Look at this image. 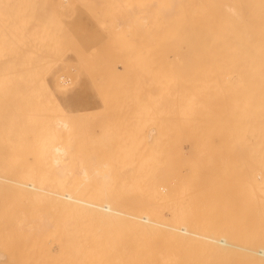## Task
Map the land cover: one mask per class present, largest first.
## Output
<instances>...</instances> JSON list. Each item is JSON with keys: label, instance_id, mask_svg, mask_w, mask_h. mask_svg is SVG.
Masks as SVG:
<instances>
[{"label": "bare ground", "instance_id": "bare-ground-1", "mask_svg": "<svg viewBox=\"0 0 264 264\" xmlns=\"http://www.w3.org/2000/svg\"><path fill=\"white\" fill-rule=\"evenodd\" d=\"M15 1L16 0H0V8L3 6L5 7V6L9 5V8H7V10H6L7 12H5V15H6V13L8 16L10 15V19L7 17L9 19V21L7 19L8 22L5 21V22H3V24H1L2 21L0 22V25H1L0 31L1 32L4 31V33H7L6 31H10V30H8L9 27L7 26V25H10V24H7L10 22V20H12L11 21L12 23L11 22L10 23L15 26V29L19 30V28H18L19 24L15 25L14 24L15 22L13 21V19H15V17L12 18L14 16L13 14L15 13L13 8L15 10L21 9L22 12L20 10L19 11L20 13H23L24 10L28 11V9L25 7H27V3L30 0H28L27 2L24 1L25 6H23L22 3H20L22 5V7H24V8H19L18 6H21L20 4L16 6L15 3H17V1L16 2ZM55 1H57V0H54V2ZM60 1L62 3L65 2V4H63V6L68 5L67 1H69L71 3L70 0H67V1L66 0H59L58 1L59 5H62V4H60ZM72 1L76 2L75 0H72ZM79 1L80 0H78V2ZM100 1H101V2H99V3H101L100 5H102L103 1H104L105 6L110 7V8H106L109 10V11H106V12H109V13H107V15L109 14V16L107 17L108 18L107 22H108V24L111 25V29H114L113 34L115 33V37L116 36L118 37V35H116V34H122L124 32L123 33L124 37H122V35H119L121 38L124 39V41H122V42H124L123 43L124 47H122V46L120 47L121 49L122 48L124 49V51H122L124 53V66H123L122 70H119L118 66H117L118 68L111 66V67H109L110 70H108V72L105 73V75L99 76V78L96 79L97 81H95V78L93 77L95 75L94 73H96V70H97L98 75L101 72H98V69H96V68H91L92 70L89 69L90 71L87 70V68L84 69V70L89 71V74H90L89 76H92L94 78V81L96 82V85H98L97 91L99 93V96L102 99L103 108L105 109L103 119L106 121H109V122H112V120H113L114 124H117V122H115V121H127V122L129 121V123L133 121V124H131L129 126H128V124H127V126L124 125L126 123L123 124L122 122H120L121 124L124 125V127L126 126V128H128L126 130L129 132H126V130L124 131L126 133V136H125V133L122 134L123 131H122V133H120L121 130L117 131L121 135L119 133L114 135L115 134L114 129H113V133L111 131L113 137H115L117 135H118L117 137L124 136L125 139L123 137H122V139H124L125 142L128 141V139L130 141L138 139V137H136V136L141 133V132H139V130L141 131V129H142L141 124H140L142 121L143 122L154 121V128L152 126H150L151 125L150 123L146 122L151 127V131H147V130H149V128L148 129L145 128V125H143V123H142V126L145 128V129L144 128L142 129L143 136L145 135V133L147 135V134H149L147 132H150L149 135L151 137L153 136V139L155 142L156 141L158 143L164 142V143H162L163 145H162L161 149H160L161 144H158L159 147H157V145H155V144H154L155 146L154 145L153 146H154V148L155 147L159 148L160 153H162L161 152L162 150L165 151V153H162V154L168 153V155L170 156V159L168 161L167 168L163 167V169H161L160 172H158V173H156V169H158V167L157 168L154 167L155 161H154V164H153V161H150V164L152 163V166L155 168L154 169L152 167L155 170L154 172L156 173V177L150 179L152 181H153V179L155 180L153 183L146 184L144 182H147V183L152 182V181L148 182V179L151 178L152 175H149V173H147V170L149 169L148 170V172H149L150 170L152 171L153 169L149 168V164L147 163V160L143 156V153L146 152V153H144L146 156L150 155V154L152 155V154H155L156 151L159 149H155L156 150L155 153L152 152L154 148L151 147V150H152L151 151L150 146H149L151 141L147 142V144L145 146L144 145L145 140L148 141L146 139L147 138L146 136H145L146 138L144 137V139L141 141V143L139 142L140 144H138V140L135 141L136 142L135 144H134V141H132V142L128 141L129 144L133 143L132 144L133 146H138L137 149L140 151L143 149V146H144V150H142L143 152H140L139 154L137 153L138 150H135L136 147H130V148H132L131 151L133 150V152L129 151L130 154L131 153L133 154V158H135L134 156H136L135 159L137 162L134 161L135 164L136 163L138 164L139 159H140V161H142L141 163H139L140 166L143 163V165H142L143 169H142V167L140 168L142 171L139 169V167H140L139 164L135 165L134 162H133V164L135 167H138L137 168L138 172L135 170L136 176L138 174L137 179L141 176L143 178H141V177L140 178L143 179L144 181L141 180V182H140V179L138 181L137 179H135L136 177H134V178L131 177V178L137 180L138 182H136V183L134 182L132 184L131 183L130 184H124L125 183V181H124V183H122L124 185H118V184H121V180L119 183L118 182L119 180H116L117 177L113 176L115 178L114 179L112 177V175H114V173L116 174L119 171L118 167L120 164L118 162H116V164L117 163L119 164V165H117L118 170H117V172H112L109 170L112 168V166L114 165L115 162L114 163L111 162L113 165L112 164L110 165L111 166L110 169H109V166H107V169L104 168V171H107V173H105V174L110 173L108 175L113 180H111V178H109V176H107V175L106 176L108 177V179H106V177L103 178V179H105L104 180L105 183H106V180L110 179L109 184H107V185H97V184L86 185L85 180H87V178L89 177V174H88V176L86 175L85 166H82L83 168L80 167L82 165V162H81L80 163L81 165L78 166L80 168V170L73 171L74 169L72 170V166H75L74 167L75 170L77 169L76 163H75L76 161L74 162V165H73V163L70 164L71 163L70 161L72 158L69 161V158H67V157L65 158L63 156L65 153L68 154V156H69L71 151H69V149L66 148V146L62 143L56 144L52 147V150L54 152L53 163H54V166L57 167L54 171V174L57 171L58 175H61L60 177L62 178V179H58L59 178L58 175L55 176L53 174L50 177L53 178V176H54V178H53L54 182L51 179L52 182L49 181V183H47V182H45V180L48 181V179H45V178L43 180L45 183H42L43 181L39 180V182L41 181V184H38V181L36 183L33 180L28 182L27 180L30 177L28 179L23 178V176H24L23 172H28V171H26V170H28V167L26 165V167H27L26 170H24V171L21 170L22 166H24V163L21 160H19L20 158H18V156L13 158V156H14L12 153L13 151L11 152L12 155H10V156H12L13 160H11V161L8 160L10 163H12V165L10 164L11 166L9 165L10 167L7 164L9 162L7 160H5L4 157H1L2 159L1 158L0 159L2 161H0V182H3V184H5V186L2 183H0V185H1L0 187L2 188L1 189L2 192L0 191V197L4 198V200H3L4 202L2 203V201H0V203H2V205L5 203V205L7 206V204L11 203L13 200H14L13 202H15V199H16V201L18 199H19V201L20 200L22 201L23 198L26 200L32 199L33 204H31L32 202L31 203L29 202V203H27L29 205H26V204L25 205L28 207L29 206L31 207V205H32V207L37 206L36 209L40 208L39 209L40 212H41V210L44 211V213L42 211L43 214L41 213V216H38V213H35L36 216H38V219L40 218L39 223H38V228L42 229L40 231L41 233H42V231L45 232V235H44V233H43V235H44V237L46 236L45 238L47 239V240L45 239V243L43 242L45 244V246H42L44 244L41 242V240L39 238V236H41V234H39L40 232L37 233L38 232L37 230H39V229H36V227H35V225H36V223L34 224L35 220H31V219H33V217H32L33 213L30 212L32 215L30 218L29 216H27L28 215L26 213L27 209H25V208L21 209V211L24 210V212L22 211L23 213H26V214H23V217H22L21 212L18 210V209H20L18 207L19 201L16 202L18 205L15 203L17 206L15 205L16 207H14V211L17 209V213L15 212V214H16V216H19L18 218H23V219H24V217L30 218L29 221H28L29 218L28 219L26 218L27 220H24V222L26 221L25 224L27 222L30 223V221L33 222V223H31V225L32 224H34V225L31 227H33L35 229H33L32 232L37 231L35 237H36V239L38 237V239L35 240L36 241L35 244H36V246H37V242L38 243L40 242L42 244V245L40 244L41 246L38 244V246H40V247H39L37 252L38 253L41 252V253H40V256H38L37 252L34 253L35 256H33L34 258L32 259L33 264H63L65 261H67V264H71L70 262H72V264H73V262H74V264H76L75 262H77V264H81L83 261H85V262H83L82 264H84V263H86V264H91V263L92 264H104V263L110 264V262L108 263V261L111 259H108L107 255L110 256L111 253L114 256V258H116V257L122 258V259L120 258L122 261V263L120 262L121 264H151L149 262V256H146L143 253V251L147 250L145 248L148 247V245H147L148 241L145 240V238H143V241H142V236L149 234L152 237V232L154 230H157V227H163V230H164V228H167L168 229L167 231L170 233V236L173 239L175 238V241L177 239H181V240L184 239L188 243H195L194 245H196V246H198L200 244L199 246L203 247V245H204V248L205 247L211 248L212 251H215L217 253H218V251H227L232 247L238 248L239 245L237 246V244H235L233 240L228 239L227 236H224V235L217 236L218 234L216 232H215L216 233L215 234V233H212L210 231L208 233H206V231L201 232L200 230H196L197 229L196 221L198 220L199 217H200L199 219H201V220H204L203 218H205V220L207 218H208V220L209 219L215 220V219H219L220 217L222 218L225 215H229L230 213H227L226 210L230 207V204L232 203V195L237 197V201L240 203V206L242 208H244V211L247 210L246 214H250L254 217V219H255L254 224H256V228L258 229V231L261 230L260 232H255V234L259 233L260 236L262 235V240L256 239V241H254L251 244V246H250L251 250H248L249 248L246 249V247L241 248V246L239 247V250L240 249L241 250H247L248 253L251 251V253H254L255 258L258 261H263V263H264V0H107V2L110 1L108 3V5H106L105 0H103V1L100 0ZM47 2H49V1L46 0V3H45V0H42V3H45L48 5ZM51 2H53V0ZM32 3L34 4V0H33V2H31V4ZM42 3H40L41 4V8L39 7L40 9H42L44 7V6H42L43 5ZM80 4L82 5L83 3H80ZM86 4H88V3H86ZM109 4H110V6H109ZM11 5H13L14 7H12ZM47 5H45L46 6L45 8L49 9L50 11L46 10L44 8V11H46V13H48L46 15L47 16L46 18L49 19V17L51 16L49 20L51 21L53 19L52 20L53 22L47 21L46 18L44 17L45 14L44 15L42 14L44 11L39 9L40 11L38 14H40L42 12L41 13L42 17L39 16L38 14L37 15L39 17L38 16H36V17L39 18V20L41 17L42 21L44 23H46V26L43 25L42 21H40L41 24H38V23H40V22H38L37 25H38V27L40 25H43L46 28V27H48L47 26V22H48L54 26V29H53V26L51 28V25H49L50 29L48 28L47 31H44V32L42 31L44 29L43 26H40L42 30L41 29L40 30L38 29V30L41 31L43 33V35L48 34V36H49L51 33V35H53V37H54V35H56V31L58 28V27H55L56 26L55 20H57V21L59 20L56 23H59V22L62 23L60 21V19L62 17L61 18L59 17L60 18L59 19L56 15V13H59V12H53V10H51L52 8L50 7L51 4L48 5L49 8H47ZM35 6L38 8L37 4H35ZM73 6H74V4H73ZM73 6H72V8H73ZM56 7H58V6H56ZM61 7L62 6H60V8ZM65 7L67 9L68 6H64V8ZM37 8H35V10H38ZM2 9H4V8H2ZM8 9H10V11H8ZM32 9L34 10V7H31V10ZM53 9H55V8H53ZM69 9H70V7L68 8V10ZM11 10L13 12V14H12L13 16L11 15ZM31 10H29V11H31ZM61 10L62 11L60 13H63V10H65V9L61 8ZM1 11L2 10L0 9V12ZM9 12H10V14H9ZM19 12H18V14H19ZM52 12L55 14H53ZM1 13H0V16L2 15ZM29 13L31 14V16L28 18V19H30V22H29V24H26V25H28L27 27L30 30L29 25H30L31 20H32L31 19L32 15L35 12L33 11V14H32V12H29ZM29 13H27V15ZM103 13H105V11ZM52 14L54 17L56 15V17L58 19L53 18ZM60 15H62V14H60ZM102 16L99 20L102 19ZM36 17H35V19H36ZM5 18H6V16L0 17L1 20H3V19L5 20ZM33 18H34V15H33ZM17 19H18V17L16 18V21H17V23H19V21ZM19 19H21V17H19ZM104 19H106V18H104ZM24 20L27 22V18ZM99 20H97L96 22L98 23ZM25 21H24V23H25ZM20 23H21V21H20ZM60 23L57 24V26L58 25L60 26ZM4 24L5 25L7 24L6 25L7 28H5L6 26ZM33 24L31 25V27L33 26V28H35L34 27V26H36L35 22ZM3 25H4V28H3ZM12 25H10V26H12ZM22 25H23V22H22ZM22 25L20 24L19 26H22ZM16 26H17V28H16ZM38 27L36 26V29H34V30H37ZM62 27H63V30L59 27L60 30L57 31V35L54 38H52L50 35V37L52 38V41H51L50 37H49V41H48V39L46 40L45 39V38H47L46 35L44 37H43V35L41 36V34H42L41 32H40L41 33L40 35L35 36V38H37V41H38V37L40 38V36L45 39V40L42 39L43 41L41 40L42 44H43V42H45V45L44 44L41 45L42 54L47 51V48L49 46H52V48H53V46L55 48H57L55 46V45H57L59 50H61L64 46V44H62V43H64V41L66 43L67 39L71 38V37H69V34H68V32H69V30H67L68 28L65 27V25L64 26L62 25ZM11 28L12 27H10V29ZM33 28H31V29L33 30ZM64 28H67L66 29L67 33L66 32L65 33H66V36L68 35V37H65L66 39L63 40L62 39V38H64L63 33L65 31ZM111 29H110V33H111ZM136 29L139 30V32H137ZM143 29L145 31L141 32V30H143ZM12 30H14V29L12 28L11 31ZM16 30H14V31H16ZM24 30H22V31H24ZM51 30H54V32H52ZM39 31H36V32L34 31V32L36 34ZM26 32H27V29H26ZM47 32H49V33H47ZM60 32H62V34H60ZM120 32H122V33H120ZM4 33L2 32L3 35H0V37H3V40L6 41L8 39L5 38L7 36H4ZM52 33H54V34H52ZM58 33L60 35H62V37H60ZM137 33H142V34L139 35ZM143 33H144V36H143ZM8 34H9L8 36L10 37L11 34L10 33H8ZM19 35L22 36L23 33L21 32V34H19ZM16 36H18V35H16ZM26 36L28 38L29 33L26 34L25 36H22V38L25 37V39H26ZM111 36H112V34H111ZM141 36H143V37H141ZM18 37H17V39H18ZM58 37H60V38L58 39ZM144 37H145V39H144ZM55 38L57 39V42H56ZM81 38H82V36H81ZM53 39H55V40L53 41ZM114 39H115L114 41H117L116 38H114ZM3 40L1 38V40H0L1 45L9 46L10 44L11 45L15 44V42H13L14 44H12L11 38L9 39L8 45H7V43L5 44V42ZM21 40L23 41L24 39H21ZM27 40H24L25 42L23 41L24 44L27 43ZM62 40H63V42H62ZM118 40H120V39H118ZM13 41H14V39H13ZM22 41H20V40H19V42L17 41L18 42L17 46H19L18 44ZM58 41L62 45L61 46L62 48L60 47ZM74 41L76 42L77 39H75ZM23 42H22V44H23ZM68 42H69V40H68ZM46 43H48V45ZM49 43L51 45H49ZM115 43L113 42V44H115ZM117 43H118V41H117ZM52 44H55V45H52ZM101 44H102V42H101ZM101 44H99V46H96V48L98 47L97 50H100L99 48L104 47V46H101ZM15 45L13 46V48L9 46L10 47L9 50L4 49V47L2 49H0V51L3 52V56L5 54L8 55L7 52L5 53L4 51H2L3 49L5 51L8 50V52H10L11 54H12V52L14 53V51H12V49L15 48L14 50L15 51L17 50L16 49L17 47ZM43 46L44 47L48 46V47L47 48L45 47L46 50H43L44 49ZM70 47H72V46H70ZM78 47H79V50H81V52H82L84 46L82 47V49H80L79 45H78ZM116 47H118V46H116ZM6 48H8V47H6ZM76 49L78 51V48H76ZM42 50L45 52H43ZM56 50H58V49H56ZM56 50H54L55 52H52L53 50L51 51V48H50V50H48V52L50 53V51H51L52 52L51 55L53 56L54 59L57 60L58 58L62 57V55L65 53V51L61 50L60 53L58 51L56 53ZM66 50H68V49H66ZM100 51H102V50H100ZM117 51H119V50L116 49V52ZM1 52H0V54L2 56ZM37 52H38V50H37ZM48 52H46L44 55L46 56L47 54H49ZM84 52H85V50H84ZM90 52L91 51L89 49L88 53H90ZM95 52H98V51H95ZM119 52H121V51H119ZM22 53H24V52H22ZM55 53H56V55L57 54L59 55V56L57 55L58 58L55 55ZM85 53L88 55L87 52H85ZM78 54L81 55L83 53L77 52V55ZM86 54H85V56L88 59H90L91 57H88L89 55L87 56ZM97 54H100V53H97ZM51 55L49 54L46 57L51 60L52 59ZM92 55L98 57V60L100 62L103 61V59L101 57L103 54H100L101 58L99 57V55H96L93 53L91 54V56ZM3 56L1 57V59L3 58ZM5 56L3 58V62L6 61V60H4ZM55 56H56V58H55ZM94 56H93V58H94ZM42 57H44V56L42 55ZM86 57H85V59H86ZM78 58L80 60V57H78ZM116 58H118V57H116ZM13 59H14V61L17 60L16 57H13ZM18 59H20V57ZM30 59L34 60L35 58L33 59V57H32ZM48 59L45 60L44 58H42L41 60L38 61V63H39V65L37 63L38 66L34 65V66H36L35 67L36 72H40V74L38 73V75H39L38 80L35 79L36 73H35V76L33 75L34 73H32L35 68L33 69L30 66L29 67L31 69H33V70H31L32 71L31 73L34 77V79H31L32 82L31 83L28 82V80L30 81V78L32 77L29 70L28 71L30 74L28 73V75H31V76H29V79L26 77V79H28V80H26V82H25V76H28V75H22L23 77L21 76V74L22 73L24 74V72H25V74H27V71L25 69H28L26 67H28L27 64L30 63V60L26 61V64H24V65H27L25 67V69H21L22 71L23 70L24 71L22 72L20 70V73L22 72L21 74L19 72H16V74H18V76L20 75V79L23 80V78H24V82L21 80L23 84H21V82H19L20 79L17 80V78H15V77H14V79H12V80L16 79L15 81H13V83L19 82L16 84V86L17 85L20 86V84H21L20 87L15 88V86L10 85L12 81L10 79L7 80V78H6V80L8 82L7 85L10 87V88L7 87V85L5 84L6 89L9 88L11 90H9V91L7 90L6 95H5V93L3 94V92L5 90L0 91V105L2 103V106H0V111H1L0 122L7 121L9 123V121H12L13 125H14L13 121H15V123L18 122L17 125H14V126H16V128L14 127V129H18L17 126L19 124V121H23V123L25 121H29V123L33 122V121H52V123H53V121L54 122L57 121L56 123H53V124H56V127L53 126L52 128L53 129L58 128V129H61L63 131L64 130L66 131L69 129L68 124H70L69 122L67 123V121H73L76 119H79V121H80V119H82L84 117V116L82 117V115H80L81 117H77L76 116L77 114H73V115L71 114V115L67 116V114H65L67 112H65L64 109L62 110L61 106L59 107L60 108L59 114H61V116L58 115V118H56L55 120H53L54 118L51 117V116H53L54 109L58 108L59 103L56 106V103H55L56 100L54 101L55 96L53 97V93L48 92L50 90L49 88L47 90L46 87L45 88L43 87V86H45L44 81L43 80H41L42 82L40 81V79H42V78H44V80H45V77L43 75H44V73L46 74L49 71V70L45 71L44 67H46V68L49 67L48 69H51L50 68V66H51L50 62L51 61ZM82 59L85 60L83 57H82ZM82 59L80 60L81 62L83 61ZM88 59H87L88 63L91 62V64L90 63L84 64L86 61H83L82 62L83 66L84 65H85V67L87 65L88 66H96L94 62H96V64L98 62L99 65L101 64L96 58L93 59V61L95 60L94 62L91 60H88ZM58 60H61V59H58ZM7 61H9V60H7ZM62 61H63V59L61 60V62ZM104 61H105V59H104ZM0 62H2V61H0ZM23 62H25V61H23ZM31 62L33 63V61H31ZM92 62L94 64H92ZM15 63H16V65L13 67H16L17 63H18L20 65L19 68H23L21 66L22 63L20 64L19 61L15 62ZM66 63H67V61H66ZM72 63L75 65L74 62H72ZM82 63L78 62V64L76 63V65H78V67H80L82 65ZM114 63H116V62H114ZM119 63H120V61H119ZM11 64H10V66H11ZM44 64H48V65L44 66ZM73 64H72V66H73ZM102 64H104V63H102ZM1 65L2 64H0V67H1ZM56 65H57V63H56ZM70 65L71 64L67 65L69 67L68 70L69 69L72 70L71 69L72 66H70ZM6 66H7V63H6ZM32 66H33V64H32ZM52 66H54L53 63H52ZM8 67H9V64H8L7 68ZM13 67H11V69H13V71H15V69L16 70L19 69V68L17 69V67L14 69ZM41 67H43V68H41ZM2 68H4V67H2ZM5 68H4V71H5ZM7 68H6V71H7ZM37 68L39 70H37ZM97 68H99V71H100L101 67H97ZM41 69L44 71H41ZM75 69L76 68H74V70ZM78 69H80V68H78ZM105 69H106V67H105ZM9 70L10 69L8 68V73L7 72H5V73H7L10 76L14 75L13 73L10 74ZM61 70H62V68H61ZM70 70L68 72H66V70L65 71L62 70V72L65 74V73H69V72L73 71V70L72 71H70ZM101 70H102V68H101ZM75 71L72 73H74L77 76L78 71L77 70H75ZM91 71L92 72L94 71L93 72L94 75L91 73ZM2 72H3V70H2ZM41 72L43 74H41ZM0 73H1V71H0ZM61 74L59 71L58 75L60 76ZM3 75H1L2 76V83L0 82V86L1 85L5 86L3 84V82L5 81V78L3 81V77L5 75L4 76ZM75 75H73L72 78ZM98 75H96V77ZM59 76L57 78H60ZM39 77H40V79H39ZM66 77H65V79H66ZM63 78H62V80H63ZM60 79H58V80H60ZM69 79H70V77H69ZM9 81H11V82L9 83ZM67 81H66V84L63 83L64 81L62 83L64 85H67L68 84ZM94 81L92 79V82H94ZM59 82H61V81H59ZM15 83L13 85H15ZM38 83H40V85ZM69 83H72L71 79H70ZM35 84H36V87L34 86L35 88H33V85H35ZM29 85H30V87L32 86V88L34 89V90H32V91H34V96L31 95V93H32V91H30L31 88L28 89ZM64 85H62L60 83V86L66 87ZM69 86H71V85H69ZM24 87H26V88H24ZM17 90L18 91L21 90L22 92L18 93ZM50 91L52 92V90H50ZM16 92H17V94H20V95H16ZM1 95H3V96H1ZM61 111L62 112L64 111L63 112L64 115ZM76 111H75V113H76ZM83 112H85V111H83ZM88 112H89V110H88ZM70 113H68V114H70ZM92 113H93L92 111H91V114L89 113L90 116H93L95 114V113L94 114H92ZM81 114H83V113H81ZM89 114H87V115H89ZM95 117H94V119L96 120L97 118H95ZM91 118L92 119H90V117H89L90 120H94L93 117H91ZM87 119H86V121H87ZM84 120H85V118H84ZM84 120H81V121H84ZM135 121H137L136 124H138V121H139V125H140L139 129L136 128L138 125L135 124ZM4 123H6V122H4ZM12 123L10 122V124H12ZM29 123H28V125H30ZM113 123H112V125H113ZM10 124H6V125H9V127H10V126H12ZM134 124L136 127H134L133 131H135V132L131 131V126L132 125L134 126ZM2 125H0V129H1L0 131L5 130V129H3L4 128L3 126H6V125H3V126ZM49 125H51V124H49ZM1 126H2V128H1ZM38 126H39V124H38ZM46 127H47V123H46ZM129 127H130V130H129ZM44 128L45 127H43V129ZM71 128H72V126H71ZM71 128H70V130H71ZM6 129H7V126H6ZM32 129H34V131H35V128H32ZM39 130L43 131L42 127ZM116 130H118V129H116ZM144 130H146V132ZM28 131H30V130H28ZM45 131H46V129H45ZM51 131H52V129H51ZM52 132H51V135H52ZM24 133L26 136V134H27L26 131ZM134 133H136V135H134ZM127 134L128 135L131 134L132 138L130 139V137H131L130 135H129V137H127ZM45 135H47V134H45ZM51 135H47V136L50 138ZM133 135L135 136V138L133 137ZM68 136H71V135H68ZM27 137L28 136H26V139L25 138L24 139L27 140L28 139ZM71 138H72V136H71ZM119 138H118V140H119ZM21 139H22V137H21ZM153 139H152V141H153ZM30 140H31V138H30ZM140 140L141 139L139 138V141ZM120 141L122 142V140H120ZM16 142H18V141H16ZM47 142H48V140L46 141V143ZM142 142H144V144ZM153 142H152V144H153ZM21 143L22 142L20 140L19 145ZM25 143L28 147L29 145L27 144V141ZM74 144L72 146H75ZM131 144H130V146H131ZM136 144H138V145H136ZM152 144H150V145H152ZM16 145H18V144H16ZM33 145L36 146V142ZM147 145L149 146V148H146ZM121 146H119V147L121 148ZM126 146L127 145L124 146V149ZM141 146H142V148H141ZM163 146H164V148H163ZM113 147H115V149H117L116 144ZM119 147H118V149H120ZM128 147H126V149ZM165 148H167L168 152L166 151ZM20 149H22V148H20ZM27 149H24V150H27ZM33 149H35V148H33ZM66 149H68V150H66ZM115 149L113 150V152L115 151ZM126 149H125V151H126ZM145 149H147V151H145ZM31 151H33V150H31ZM66 151H68V152H66ZM119 152H120V150H119ZM119 152L117 151V154ZM147 152H149V153H147ZM6 153H8V152H6ZM15 153H16V150H15ZM17 153H19V152H17ZM21 153L19 155H21ZM109 153H112V152H109ZM134 153H136V154L134 155ZM66 154H65V156H66ZM71 154L73 155V153H71ZM140 154H142L143 159H141L139 157ZM26 155H27V153H26ZM109 156H110L109 159L112 160L113 157L111 155H109ZM128 156L130 157V155H128ZM205 156H209V157L213 156V158L215 156L217 158L216 159L214 158V160L213 159L212 160H206L203 158ZM61 157L63 158L62 162H61ZM125 157L127 158V156H125ZM129 157H128L127 161L133 160L132 156H131V158H129ZM147 157H149V156H147ZM183 157H185V158H183ZM27 158H25V159H27ZM149 158L152 160L151 157H149ZM64 159L65 160L68 159L66 161V163H69L71 168H68L70 166L66 163L64 165V163H63V162H65ZM116 159H117V157H116ZM122 159H120V160H122ZM117 161H118V159H117ZM123 161H125V160L123 159ZM94 162H95V160H94ZM109 162H106V163H108V165H109ZM120 162H122V161H120ZM128 162H130V161H128ZM145 162H146V164H145ZM27 163H29V162H27ZM32 163H34V162H32ZM103 164H104L103 165V167H104L106 164H105V162ZM128 164L130 165L131 163H128ZM147 164H148V168L146 166ZM213 164H214V167H216V168L213 167V170L211 168H208L209 166H212ZM32 166L33 165H31V169H32ZM103 167H102V169H103ZM128 167L130 168V166H128ZM150 167H151V165H150ZM19 168H21V169L19 170ZM132 168H133V166H132ZM146 168H147V170L145 171L144 169H146ZM160 168L161 167H159V169ZM96 169L98 170L99 175L104 174L103 171L100 174V171H99L100 168L97 167ZM112 169H114V168H112ZM159 169L157 171H159ZM89 170L91 172V169H89ZM132 170H134V168ZM203 170H206V171L209 170V172L210 171H217L218 172V174L214 173V174H216L214 177H212V176H210L208 178L206 177L208 186L205 188H202V186H201L202 182H203L202 179H201L202 182L199 181L200 180L199 174L202 175ZM16 171H17V174L20 171V173L23 175V176L17 175V177L19 176L23 179L15 177L16 175L14 176V173H16ZM41 171H43V169ZM95 171L96 170H94V172ZM143 171L146 172L145 174L148 175V176L146 175L148 178L143 175ZM151 171H150V174H152V173L155 174L153 171L151 173ZM206 171H203V172H206ZM90 172H88V173H90ZM94 172L92 171V173H94ZM75 173H76V175H75ZM77 173L79 175L80 174L82 175V176L80 175L81 178ZM92 173H90V176ZM111 173H112V175H111ZM36 174H35V170H34V175H36ZM128 174H130V173H128ZM135 174H134V176H135ZM211 174H213V173H211ZM26 175H28V174H26ZM71 175H73V176L75 175V178L72 177L73 180H71L69 178ZM84 175H85V177H84ZM119 175H118V177H119ZM37 176L35 177V181H36ZM129 176H131V175H129ZM82 177H84L83 178L84 183L82 182L83 181ZM92 177H93V175L91 176V179L89 177V180H91V182H93ZM125 177H126V175H125ZM125 177H123L124 180H125ZM144 177H146V178H144ZM32 178H34V176ZM56 178H57V180L55 181ZM24 179H25V181H23ZM37 179H39V178H37ZM68 180L69 181L71 180V182L68 183L69 182ZM126 180H129V179H126ZM72 181H73V183L76 181L75 184H73ZM112 182H114V183L118 182V183L110 184ZM129 182H130V180H129ZM4 188H5V190H4ZM230 191H232V193H234V192L235 193L230 194L229 193ZM7 202H9V203H7ZM23 202H25V201H23ZM34 203L36 205H34ZM58 204H59L60 208L62 206L60 204H64V207H65L64 209H66L70 213L72 211L71 216H72V218H74V217L75 218L70 219L69 222L73 221V223L77 224L79 221V223H81V224H79V225L75 224L74 227L70 226L69 228L67 227V225H65L64 227L62 225H60V223H62V222L65 224L67 221L64 222L63 220H68L70 218V216L67 219L63 218L64 215H63V213H60L59 209L55 210V212L56 211L58 212L55 216L54 215L55 214L54 208L55 207L59 208V207H57ZM66 204L70 205V206H66ZM5 205L2 207H6ZM23 205L24 204H21L20 207L22 208ZM46 205H49V207H46ZM0 206H1V204H0ZM11 206H13V204ZM26 206H24V207H26ZM71 206H72V208H70ZM30 207L28 209V212L31 209ZM52 208H53V213H54L53 215L51 214ZM5 209L6 210L8 209L9 213L7 211L6 212L8 214H10V211L13 210V207L12 208L6 207ZM44 209H46L47 211L45 212ZM73 209L77 210L78 212L76 211L77 212L76 213L74 211V213H73ZM82 211H84V212L82 213ZM86 211L89 213L91 212L92 216H91V218L88 217V216H90L89 214L87 217L85 216L86 218L83 216L82 219L85 220V221L82 220L83 223L87 222L86 221L87 218L91 219L90 220V222H91L93 215L94 216L96 215V217H95L96 220H94V221H98V222H96V224L99 223V224H97L99 226H97L95 224V226H93L92 228H89V227L86 228V226H88L89 224H92V225L94 224L93 222L90 223L89 220L87 219L89 224L86 225L88 222L86 224L84 223L86 226L84 225V228H81V225L83 223H82L81 219H79V218H81L82 215H87V214H84ZM80 212L82 213V215L81 214L78 215ZM7 213L4 215L6 216ZM59 213L63 215L61 218L59 217V215H60ZM73 214H75V215H73ZM10 215H12V214H10ZM43 215H44V217H43ZM78 216H80V217H78ZM41 217H43V218H41ZM57 217H59V219H57ZM10 218H13V217H10ZM54 219H56V220H54ZM93 219H94V217H93ZM97 219H99V220H97ZM168 219H170V221L174 220L175 222H173V223L165 222V220H168ZM4 220H5V218H4ZM14 220H16V219H14ZM57 220H58V222H56ZM60 220H61V222H59ZM115 220H116V222L118 221L117 223H115L116 225L113 223V221L115 222ZM176 220H185V221H189L192 223H189V222L186 223L185 222V223L177 224ZM16 221L19 223H22V224L16 223L17 225H15L14 223ZM16 221H14V223H12V224L15 225V227L13 225L14 228H16V226H17L18 229L16 228L15 230L19 231L20 230L19 225L23 226L24 224H23V221L20 222L19 219ZM36 222H38V220H36ZM69 222H67V224ZM29 223H28V226H29ZM111 223H113L114 225H112ZM118 223H120V226L118 225ZM3 224H0V225L2 226ZM12 224L9 223V221H8V222H6L5 227H2V229H4V230H2L4 232V236L2 238L0 237V241H5V242H3L4 244H2V246H5L6 248L4 250H2V247H1L2 251H0V264L3 263L4 261H6L7 259H9V262L10 261L12 262V263H9L8 261H6V262H8L7 264H15V263H13L12 256L14 258H16L15 261H18L19 258H21V257L17 258L18 255H23V256L25 255L26 256L27 254H29V253H27L28 252L27 248H29V250H30V248H31L30 244L31 243L33 244V241H34V240H32V237L35 234L32 236L29 233L30 235H28L29 231L28 232L25 231L24 228L23 229L25 232L24 231L20 232L21 231L20 230L19 232L21 234H23V235L26 234L28 236L27 237L25 235V238L28 241L25 239L24 240L21 239L22 243L24 241H27V243L28 242H31V243H29V244L25 243L26 245H28L27 247L24 243L23 244L21 243V245H25L24 248H26V252H25L26 254L24 253L25 249H24V251L22 250L23 251V253L21 252L22 254H18V253L16 254L14 252V249H13V252L17 256L12 255V256H10L11 257V259H10L9 255H10V253L12 254L13 252H12V250H9V248L12 245L10 244V240L7 236H9V234H10V232H9L10 229L12 230V228H11ZM56 224H57V226H56ZM107 224H108V227H110V225H111L112 231H113V229H116L119 226L116 229V230L120 229L116 232V234L121 232V233H119V239H120V236L123 234L124 244H122L120 242V240L123 239V237H121V239L119 240L118 236H117L115 239H118V241L116 240L117 241L116 242L114 240V243H116L115 245H117V243L119 244L118 246H116L117 249H115L113 247L112 250H109V249H111V247L109 248V246H108L109 245L108 243H110L111 246L114 245L112 242L113 240L111 241V238L109 236H111L115 231L113 233H112V231L109 232V228L107 227L108 232H106L105 230L107 228L106 229L103 228L104 230L101 228L104 231V233L105 232L107 233V234L106 233L105 234L107 235L106 237H109L108 240L110 239V242L108 240L107 241L104 240L106 238H104V239L100 238V235H101V237H105V234L102 233V230L101 229L99 230V228L101 225L107 226ZM198 225H199V223H198ZM8 226H11L10 229H8L9 228ZM112 226L113 227L116 226V227L113 228ZM57 227H59V228L57 229ZM65 227H67L69 230H71L72 228L76 229L75 227H77V230H79V227H80L82 229V231L79 230V232H80V233L78 232L79 236L77 237V234H75L77 237L76 239L79 238L78 241L79 240L80 241L79 242L73 241L74 243L70 242L72 238L69 239V237H66L68 234H66V235L63 234L67 230V229H65ZM95 227H97V228L95 229ZM14 228H13V230H14ZM53 228H55V231L57 233L60 230H65L64 232L61 233L65 237H63L61 234L54 233ZM26 230H29V229L27 228ZM18 231H16V232H18ZM98 231H100L101 233ZM75 232H76V230H75ZM68 233L70 234L72 232L68 231ZM94 233L100 234L98 236L99 241L96 237L97 235H95ZM108 233H110V235H108ZM37 234H39V235L37 236ZM102 234H104V236ZM116 234L114 233V236H116ZM58 235H59V237H58ZM11 236H13V235H11ZM30 236H32V237H30ZM68 236H71V235H68ZM114 236H112V238ZM29 237L31 238V241H29V239H30ZM35 237H34V239H35ZM54 237H56V238H54ZM74 237L75 236L73 235V238ZM171 237H169V238H171ZM65 238H68L69 240L67 239L68 241H66ZM101 239H103L105 241L104 244H101V243H103V240L100 241ZM251 239L253 240L254 237H252ZM14 240H15V238H14ZM18 240H20V239H18ZM54 240H56L58 245H59V251H55L54 249H52L53 245L55 243ZM145 241H146V243H145ZM152 242H153V240H152ZM105 243H107L108 245H105ZM153 243H155V242H153ZM12 244H13V242H12ZM47 244H48V246H47ZM71 244L73 246H74V244H76L75 248H74L75 251L78 248H80L76 252L78 253V251L81 250L78 253V255L81 257H78V255H77V253H75V251L70 252V250L73 248L72 246H71L72 248L70 247ZM120 244L122 246L124 245L123 250H121L122 246H120ZM9 245H10V247H9ZM18 245L20 246V242ZM82 246H84V247L82 248ZM119 246L121 248H118ZM76 247H77V249H76ZM22 248H23V246H22ZM74 249H72V250H74ZM119 249L121 250V252H119V254H118L116 252ZM167 249H169V248H166V250ZM31 250L33 251V248ZM68 250H69V253H68ZM82 250L85 252V256L83 255ZM113 250H115V251L112 252ZM9 251H11V252H9ZM106 251H107V253H108V251L111 253L105 255ZM160 251L161 250H159V252ZM164 251L162 250V252H164ZM170 251H172V250H170ZM70 253L74 256L73 257L74 260H72V256L70 255ZM113 253H115V254H113ZM116 254H117V256H116ZM120 254H121V256H118ZM159 255H157V256H159ZM75 256H77L79 258V261L80 260L81 261L80 262L77 261L78 259H77V257L75 258ZM22 259L24 260L25 257H23ZM26 259H28V258H26ZM67 259L68 260L70 259V262ZM82 259H83V261H82ZM257 260H255V261H257ZM118 261H119V259H118ZM152 261H153V259H152ZM28 262H29V260L27 262L25 261L24 264H26ZM114 262L116 264H120V263L116 262V260L113 261L112 263H114ZM3 264H5V263H3ZM16 264H17V262H16ZM30 264H31V261H30ZM64 264H66V263H64Z\"/></svg>", "mask_w": 264, "mask_h": 264}, {"label": "rangeland", "instance_id": "rangeland-1", "mask_svg": "<svg viewBox=\"0 0 264 264\" xmlns=\"http://www.w3.org/2000/svg\"><path fill=\"white\" fill-rule=\"evenodd\" d=\"M17 1V3H15V5L17 6V5H19L20 3H22V5L23 6H25L24 5V1H28V0H16ZM15 1V2H16ZM20 1V2H19ZM31 2H33V0H30ZM28 2L27 3V7H25V8H27L28 9V11H23V13H20L19 11L21 10V9H14L13 8V10H14V14H13V12H12V10H11V15L13 16L12 18H14L15 17V19H13V21L15 22L14 24L15 25H22V22H23V27L22 26H19L18 25V28H19V30L17 29H15V26L14 25H12L11 23V21L12 20H10V22L9 23H7L8 21H9V19H10V15L8 16L7 15V13H6V15H5V12H7L6 10H7V8H9V5L8 6H3V7H1L0 9L3 11H1L0 13L2 14L0 17H5L6 16V18H5V20L3 19V20H1L0 19V22H1V24H3V22H5V21H7V19H8V21L6 22L7 24H10V25H12V26H10V25H7L8 27H9V29L8 30H10V31H6L5 29V31L7 32V33H4V31H2L3 33H4V36H7V37H5V38H7L8 40H6V41H4L3 40V37H0V40H1V38H2V40L5 42V44L7 43V45H8V42H9V39L11 38V42H12V44H14L13 42H15V46L17 47L16 49V51L14 50V49H12V51H14V53L12 52V54L10 53V52H8V50H9V48L10 47H12L13 48V46L14 45H11L10 43V47L9 46H6V45H1L0 47V49H2L3 47H4V49H8L7 51H5L4 49L2 50V51H4L5 53L7 52L8 53V55H4L5 56V59L4 60H6V61H4L3 62V58H4V56H3V52H1L2 53V56H3V58L1 59V54H0V61H2V62H0V64H2L1 65V69H0V71H1V73H0V76L1 75H3L4 77H3V81H4V78H5V81L3 82V84L5 85H7L8 84V82H7V80H11V81H9V83L11 82V84L10 85H12V86H15V88L17 87H20L21 86V84H23L22 83V81L24 82V78H23V80L22 79H20V75L18 76V74H16V72H19L20 73V70L21 69H25V67L28 65V67H26V68H28V69H25L26 71H27V74H25V72H24V74L22 73H20L21 74V76L22 75H28V73H29V71H30V73L32 72L31 70H33L36 66H38L39 65V63H38V61L39 60H41L42 58H44L45 60H47L48 58L46 57L47 55H51V53L52 52H55L54 50H56V49H58V50H56V53H57V51L60 53V51L61 50H63V51H65V53L62 55V57H60V58H58V56L56 55V53H55V55L57 56V58L58 59H63V61L61 62V60H56V59H54L53 58V56L51 57L52 59L50 60V59H48V60H50L51 62H50V64H51V66H50V68L51 69H48V68H46V67H44L45 65L47 66L48 64H44V69H45V71L46 70H49L48 71V73H44V77H45V80H44V78H42V79H40V77H39V79H40V81L41 80H43L44 81V85L45 86H43L44 88L46 87V89L48 90V88L50 89V90H52V92L49 90L48 92L49 93H53V97L55 98L54 99V101H55V103H56V106H57V104L59 103V105H58V108H56V109H54V112H53V116H51L52 118H54L53 120H55L56 118H58V115L59 116H61V114H59V112H60V106H61V109L63 110L64 109V111L65 112H67V113H65V114H67V116L68 115H73V114H77L76 116L77 117H81L80 115H82V119H80V121H79V119H76V120H73V121H67V123L69 122L70 124H68V130H61V129H58V128H52L53 126H55L56 127V124H53V123H56L57 121H53V123H52V121H33V122H30L29 123V121H25L24 123H23V121H19V124H18V129H14V127L16 128V126H14V125H17V123H15V121H13L14 122V125H13V123H12V121H9V123L7 122V121H3V122H0V125H6V124H10V122L12 123V124H10V125H12V126H10L9 127V125H6L7 126V129H6V126H3L4 128L3 129H5V130H2V131H0V158L1 157H4L5 158V160H13V158H15L16 156H18V158H20L19 160H21L23 163H24V166H22V169L21 168H19V170L21 169V170H26V168L28 167V170H26V171H28V172H23V175L20 173V171L18 172V174H17V171H16V173H14V176L15 177H17V175H21V176H23V178H25V179H28L29 177V179L27 180L28 182H30L31 180H33L34 182H36L37 183V181H38V184H41V181H43L44 180V178L45 179H48V181L47 180H45V182H47V183H49V181H51V179L53 180V182H54V176H53V178H51L50 176L51 175H53L54 174V171H55V169L57 168V167H55L54 166V163H53V154H54V152H53V150H52V147L54 146V145H56V144H64L65 146H66V148H68L69 149V151H71V153H73V155L70 153V155L68 156V154H66V156H65V154L63 155L65 158L67 157V158H69V161H70V159H71V163L70 164H72L73 163V165H74V162L76 163V167H77V169L75 170V166H72V170L73 171H78V170H80V168L78 167L79 165H81L80 163L82 162V165L80 166V167H82V166H85V170H86V175L88 176V174H89V177H90V179H91V176L93 175V177H92V181L93 182H91V180H89V177L87 178V180H85V183H86V185H95V184H97V185H107V184H109V180H106V183H105V179H103L104 177H106V179H108V177L107 176H109L108 174H110V173H108V174H105V173H107V171H104V168H106L107 169V166H109V169H110V165L112 164V163H114V167L112 166V168H114V169H108L109 171H112V172H117V165H119V171L115 174L114 173V175H112V173H111V175H112V177L114 176V177H117L116 178V180H119L118 182L120 183V180H121V184H118V185H124V184H132V183H136V182H138L139 181V179H140V182H141V180H143V179H141V178H143V177H139L138 179H137V176H138V174H137V176H136V172H135V170L138 172V167H135L134 166V164H135V162H137L136 161V156H134L135 158H133V154L131 155L130 154V152H133V150L131 151V149L132 148H130V147H136L135 148V150H138L137 149V147L138 146H133L131 143V146H130V144H129V142H132V141H134V144L136 143L135 141H137L138 140V144H140L141 143V141L144 139V137L148 140V141H146L145 140V144H144V142H142L145 146H146V144H147V142H149V141H151V143L150 144H152V142L154 141V139H153V136L151 137L149 134H150V132H147V133H149V134H147L146 135V130L149 128V130H147V131H151V127L150 126H152L153 128H154V121H145V122H141L140 124H141V127H142V129L144 128L143 126H142V123H143V125H145V128H147L146 130H144L145 132V135L143 136V131H142V129H141V131L139 130V132H141L139 135H137L136 137H138V139L137 140H129L127 137H129V135L131 136V134H127V139H128V141H124V139H125V137L124 136H119V137H117V136H115V137H113V135H112V133H113V129H114V135H116V134H118L119 132H117V131H120V133H122V131H123V133L122 134H124L125 132V130L126 129H128V128H126V126H127V124H128V126L129 125H131V124H133V121L132 122H130L129 123V121L127 122V121H115V122H117V124H114L113 123V120H112V122H109V121H106V120H104L103 119V115H104V108H103V103H102V99H101V97L99 96V93H98V85H96V82L95 81H97L96 79H98L99 78V76H101V75H105V73H107L108 72V70H110L109 69V67H111V66H113V67H116V68H118L119 70H122L123 69V66H124V53L122 52V51H124V49L122 50L120 47L122 46V47H124V45H123V43L124 42H122V41H124V39L123 38H121L119 35H122V37H124L123 36V33L122 32H120V33H122V34H116V35H118V37L116 36L115 37V33L113 34V31H114V29H111V25L110 24H108V22H107V17L109 16V14L107 15V13H109V12H106V11H109L108 9H106V8H110V7H108V6H105V4H104V1H103V4L102 5H100L101 3H99V2H101L100 0H80L79 2H78V0H75L76 2H73L72 0H70L71 1V3L69 2V1H67V4L68 5H64V6H68L67 7V9H66V7L64 8V6H63V4H65V2H61L60 1V4H62V5H59L58 4V1L59 0H57V1H55L54 2V0H53V2H51L52 0H48L49 2H47L48 3V5L49 4H51L50 5V7L52 8L51 10H53V12H59V13H56V15H57V17L60 19V21L62 22V23H60V26L58 25L57 26V24H59V23H56V22H58L57 20H55L56 22H55V27H58L57 28V31H59L60 29H59V27L63 30V27H62V25L64 26L65 25V27H67V28H64L65 29V31H64V38H62L63 40L64 39H66L65 37H68V35L66 36V29L67 30H69V32H68V34H69V37H71V38H68L67 39V41H66V43L68 44H66L65 43V41H64V43H62V44H64V46H63V48L61 47L62 45L59 43V41H58V43H59V45H60V47L62 48L61 50H59V48H58V46L57 45H55V44H52V45H55L57 48H55L54 46H53V48H52V46H49L50 48H51V51H50V53L48 52V50H50V48L48 47H46L47 48V51L46 52H48L49 54H47L46 56L44 55L46 52L45 51H43V50H46V48L44 47V49L42 50L43 52H45V53H43L42 54V52H41V49H42V47H41V45H45V42H43V44L41 43V40L43 39V40H47L48 39V41H49V37H50V35H51V33H50V35L48 36V34L46 35V37L47 38H42L41 36L43 35V33L41 32V31H39L40 29H41V27L40 26H43V25H45L46 26V23H44L43 21H42V14L44 15L45 14V18L47 17L46 15L48 14V13H46V11H44V8L46 7L45 5H47V4H45L46 3V0H45V3H42V0L40 1V0H34V4L32 3L31 4V2ZM39 1V2H38ZM86 1V2H85ZM106 1V5H108V3L110 2V1H108L107 2V0H105ZM25 2V3H26ZM36 2V3H35ZM44 2V1H43ZM39 3V4H38ZM40 3H42L43 5L42 6H44L42 9H40L41 8V4ZM80 3H83L82 5L80 4ZM86 3H88V4H86ZM35 4H37V6H38V8L35 6ZM45 4V5H44ZM57 4V5H56ZM71 4V5H70ZM73 4H74V6H73ZM85 4V5H84ZM21 5V4H20ZM22 5L21 6H18L19 8H24V7H22ZM34 5V6H33ZM40 5V6H39ZM47 5V8H49V6ZM2 6V5H1ZM12 7H14L13 5H11ZM56 6H58V7H56ZM60 6H62L61 8L62 9H65V10H63V13H60L62 10H61V8H60ZM72 6H73V8H72ZM105 6V7H104ZM109 6H110V4H109ZM11 7V8H12ZM30 7V8H29ZM31 7H34V10L32 9L31 10ZM40 7V8H39ZM70 7V9L68 10V8ZM2 8H4V9H2ZM16 8V7H15ZM35 8H37L38 10H35ZM53 8H55V9H53ZM26 9V10H27ZM42 10V11H44L41 15L40 14H38L39 13V11L40 10ZM46 9V8H45ZM106 9V10H105ZM29 10H31V11H29ZM46 10H49V9H46ZM55 10V11H54ZM105 11V13H103L104 11ZM8 11H10V9H8ZM33 11L35 12L34 14H33ZM38 11V12H37ZM50 11V10H49ZM66 11V12H65ZM18 12H19V14H18ZM21 12H22V10H21ZM26 12V13H25ZM29 12H32V14L34 15V18H33V15H32V20H31V23H30V25H29V27H30V30L28 29V25H26V24H29V22H30V19H28L30 16H31V14L29 13ZM52 12V13H53ZM17 13V14H16ZM27 13H29L28 15H27ZM51 13V12H50ZM101 13V14H100ZM9 14H10V12H9ZM41 16L40 17V20H39V18H37L36 16ZM53 14H55V13H53ZM53 14H52V17L53 18H56V19H58L57 17H56V15H55V17L53 16ZM60 14H62V15H60ZM103 15V16H102ZM23 16V17H22ZM38 16V17H39ZM101 16H102V19L101 20H99L100 18H101ZM8 17V18H7ZM18 17V21H19V23H17V21H16V18ZM19 17H21V19H19ZM35 17H36V19H35ZM51 17V16H50ZM50 17H49V19H50ZM11 18V19H12ZM27 18V22L24 20V19H26ZM67 18V19H66ZM70 20H69V19ZM104 18H106V19H104ZM44 19V18H43ZM48 18H46V20L47 21H49V22H53L52 20L50 21ZM65 21H64V20ZM25 21V23H24V21ZM29 20V21H28ZM35 20V21H34ZM97 20H99V22L97 23L96 21ZM20 21H21V23H20ZM40 21H42L43 22V25H40L39 27H38V25H37V23L38 22H40ZM65 23H64V22ZM104 21V22H103ZM35 22V25L38 27L37 28V30H34V29H36V26H34L35 28H33V26L31 27V25L33 24ZM64 23V24H63ZM105 23V24H104ZM38 24H41V22L40 23H38ZM53 24V23H52ZM5 25V24H4ZM4 25H3V28H4ZM5 25V26H6ZM34 25V24H33ZM49 25H51L50 23H48L47 22V26L48 27H44L43 26V32L44 31H47V29L49 28ZM67 25V26H66ZM7 26L5 27V28H7ZM52 26L53 25H51V28H52ZM0 27H1V25H0ZM10 27H12L14 30H16V31H14V30H12L11 31V29H10ZM16 28H17V26H16ZM22 30H24V31H22ZM31 28H33V30L31 29ZM26 29H27V32H26ZM39 29V30H38ZM50 29V28H49ZM53 29H54V26H53ZM56 29V28H55ZM75 29V30H74ZM110 29H111V33H110ZM0 30H1V28H0ZM3 30V29H2ZM71 30V31H70ZM137 30V29H136ZM18 31V32H17ZM32 33H31V32ZM36 31H39L38 33H36L35 34V32ZM52 32H54V30H51ZM57 31H56V35H57ZM143 31H145L144 29L143 30H141V32H143ZM2 32L0 31V35H3L2 34ZM14 32V33H13ZM17 32V33H16ZM21 32L23 33V35L22 36H25L26 34H28L29 33V36H28V38H27V36H26V39H25V37H23L22 38V36L21 35H19V34H21ZM42 34H41V33ZM66 32V33H65ZM78 32V33H77ZM109 32V33H108ZM137 32H139V30H137ZM8 33H10L11 35H10V37L8 36L9 34ZM16 33V34H15ZM46 33V32H45ZM47 33H49V32H47ZM90 33V34H89ZM25 34V35H24ZM34 34V35H33ZM41 34V36H40V38L38 37V41H37V38H35V36H37V35H40ZM52 34H54V33H52ZM59 34V33H58ZM60 34H62V32H60ZM59 34V36L60 37H62V35H60ZM72 34V35H71ZM82 34V35H81ZM111 34H112V36H111ZM137 34H139V35H141L142 33H137ZM16 35H18V36H16ZM45 35H43V37L45 36ZM56 35H54V37L56 36ZM81 36H82V38H81ZM86 36V37H85ZM98 36V37H97ZM137 36V35H136ZM143 36H144V33H143ZM143 36H141V37H143ZM17 37H18V39H17ZM21 37V38H20ZM34 37V38H33ZM51 37L52 38H54L53 37V35H51ZM50 37V38H51ZM60 37H58V39L60 38ZM138 37V36H137ZM52 38H51V41H52ZM73 38V39H72ZM114 38H118V39H120V40H118L117 39V41H118V43H117V41H114L115 39ZM13 39H14V41H13ZM21 39H24V40H27V43H25L24 44V42L21 40ZM56 39V38H55ZM55 39H53V41L55 40ZM75 39H77V41L75 42L74 40ZM85 39V40H84ZM94 39V40H93ZM96 39V40H95ZM140 39V38H139ZM143 39V38H142ZM144 39H145V37H144ZM143 39V40H144ZM19 40L20 41H22L23 42V44H22V42H20L18 45L19 46H17V43L19 42ZM42 40V41H43ZM63 40H62V42H63ZM68 40H69V42H68ZM84 40V41H83ZM98 40V41H97ZM18 41V42H17ZM50 41V42H51ZM96 41V42H95ZM100 41V42H99ZM115 43V44H113V42ZM29 42V43H28ZM56 42H57V39H56ZM79 44H78V43ZM86 42V43H85ZM93 42V43H92ZM101 42H102V44H101ZM54 43V42H53ZM105 43V44H104ZM47 45H48V43H46ZM66 44V45H65ZM80 46V49H82V47H83V51L81 52V50H79V47H78V45ZM99 44H101V46H104L103 48L101 47V48H99L100 50H102V51H100V50H97V48H96V46H99ZM120 44V45H119ZM49 45H51L50 43H49ZM8 47V48H6V47ZM23 46V47H22ZM66 46V47H65ZM68 46V47H67ZM70 46H72V47H70ZM77 46V47H76ZM116 46H118V47H116ZM41 47V48H40ZM78 48V51H77V49L76 48ZM88 47V48H87ZM65 48V49H64ZM105 48V49H104ZM119 48V49H118ZM66 49H68V50H66ZM76 49V50H75ZM89 49H90V53H88L89 52ZM104 49V50H103ZM116 49L117 50H119V51H121V52H119V51H117L116 52ZM121 49V50H120ZM36 50V51H35ZM37 50H38V52H37ZM84 50H85V52H87L88 53V55L84 52ZM19 53H18V52ZM75 51V52H74ZM95 51H98V52H95ZM100 51V52H99ZM22 52H24V53H22ZM77 52H79V53H83V54H78L77 55ZM16 53V54H15ZM18 53V54H17ZM88 56V57H91L90 59H88L86 56H85V54ZM96 54V55H99V57H100V54H103L101 57H102V59H103V61L102 62H100L99 60H98V57H96V56H94V55H92L91 56V54ZM97 53H100V54H97ZM21 54V55H20ZM62 54V53H61ZM119 54V55H118ZM123 54V55H122ZM14 55V56H13ZM42 55L44 56V57H42ZM54 55V54H53ZM84 55V56H83ZM56 56H55V58H56ZM93 56H94V58H96L101 64L99 65V63L97 62V64H96V62H94L93 61ZM123 56V57H122ZM13 57H16L17 58V60H15L14 61V59H13ZM20 57V59H18ZM33 57V59L34 60H32V59H30V58H32ZM42 57V58H41ZM49 57V56H48ZM78 57H80V60L82 59V57L85 59V57H86V59L85 60H83V61H86L84 64H91V62H89L88 63V61H87V59L88 60H91V61H93L94 63H95V65L96 66H86L85 67V65L83 66V61L81 62L80 60H79V58ZM100 57V58H101ZM116 57H118V58H116ZM123 59H122V58ZM9 58V59H8ZM39 58V59H38ZM120 58V59H119ZM54 59V60H53ZM101 59V60H102ZM104 59H105V61H104ZM7 60H9V61H7ZM22 60V61H21ZM30 60V65L29 64H27V65H24V64H26V61H29ZM53 60V61H52ZM96 60V61H97ZM123 60V61H122ZM14 61V62H13ZM17 61H19L20 62V64H21V66L23 67V68H19L20 67V65L17 63V69L18 70H16L15 68L16 67H13V66H15L16 65V63L15 62H17ZM23 61H25V62H23ZM31 61H33V63L31 62ZM57 61V62H56ZM65 61V62H64ZM66 61H67V63H66ZM119 61H120V63H119ZM9 62V63H8ZM12 64H11V63ZM44 62V61H43ZM42 62V63H43ZM72 62H74L75 63V65L72 63ZM78 62H80V63H82V65L80 66V67H78V65H76V63L78 64ZM92 62V64H94ZM114 62H116V63H114ZM4 63V64H3ZM6 63H7V66H8V64H9V73L10 74H14V75H8L7 73H8V68H7V66H6ZM37 63H38V65H37ZM41 63V62H40ZM52 63L54 64V66H52ZM56 63H57V65H56ZM102 63H104V64H102ZM123 63V64H122ZM10 64H11V66H10ZM14 64V65H13ZM32 64H33V66H32ZM68 64H71L70 66H72V64H73V66H72V70H70V71H72V72H74L75 70H77L78 72H77V76L74 74V73H72V72H69V73H63L62 72V70H66V72H68L69 70H68ZM113 64V65H112ZM4 65V66H3ZM34 65H36V66H34ZM41 65V64H40ZM43 65V64H42ZM32 67L33 69H31L30 67ZM77 66V67H76ZM118 66V67H117ZM2 67H6L7 68V71H6V68H5V71H4V68H2ZM11 67H13L14 69H15V71H13V69H11ZM43 67H41V68H43ZM97 67H101L102 68V70H101V68H100V71H99V68H97ZM104 67V68H103ZM105 67H106V69H105ZM39 68V67H38ZM37 68V70H39ZM61 68H62V70H61ZM74 68H76L75 70H74ZM78 68H80V69H78ZM87 68V70H89V69H91V68H96V69H98V72H101L99 75H98V73H97V70H96V73H94L93 74V72L91 71V73L94 75L93 77L95 78V81H94V78L92 77V76H89L90 74H89V71H87V70H84V69H86ZM2 70H3V72H2ZM29 70V71H28ZM92 70V69H91ZM41 71H44V70H42L41 69ZM59 71H60V76L58 75V73H59ZM5 72H7V73H5ZM15 72V73H14ZM76 72V71H75ZM3 73V74H2ZM29 73V74H30ZM32 73H34L33 75L35 76V73H36V77H35V79H37L38 80V73L40 74V72H36V68L33 70V72ZM32 73H31V75H32ZM104 73V74H103ZM16 74V75H15ZM41 74H43L42 72H41ZM8 75V76H7ZM31 75H28V76H25V82H26V80H28L29 79V76H31ZM33 75H32V77H33ZM67 77H66V76ZM73 75H75L73 78H72V76ZM96 75H98L97 77H96ZM10 76V77H9ZM41 76V75H40ZM60 77V78H57V77ZM14 77L15 78H17V80H19V82H21V84H20V86H16V84L17 83H19V82H17V83H15V85H13L14 83H13V81H15V80H12V79H14ZM23 77V76H22ZM26 77L28 78V79H26ZM30 78V81L28 80V82H32V80L31 79H34V77L33 78ZM64 77V78H63ZM65 77H66V79L68 80H66L65 79ZM69 77H70V79L72 80V83H69L70 82V79H69ZM6 78H7V80H6ZM62 78H63V80H62ZM58 79H60V80H58ZM65 79V80H64ZM92 79H93V81L95 82H92ZM22 80V81H21ZM59 81H61V82H59ZM64 81V82H63ZM66 81L68 82V86L67 85H64L63 83H65L66 84ZM0 82L2 83V76L0 77ZM6 82V83H5ZM27 82V83H28ZM38 82V81H37ZM42 82V81H41ZM58 82V83H57ZM63 82V83H62ZM13 83V84H12ZM60 83L62 84V85H64V86H66V87H63V86H60ZM94 83V84H93ZM39 85H40V83H38ZM6 85L5 86H3V85H1L0 86V91H4L3 92V94L5 93V95L7 94L6 93V91L8 90H11V89H9L10 87L7 85V87H9V88H7L6 89ZM69 85H71V86H69ZM95 85V86H94ZM4 88H3V87ZM36 87V84L35 85H33V88H35ZM39 87V86H38ZM63 87V88H62ZM2 88V89H1ZM12 88V87H11ZM24 88H26V87H24ZM23 88V89H24ZM29 88H31L30 89V91H32V90H34L33 88H32V86L30 87V85H29V87H28V89ZM97 88V89H96ZM21 89V88H20ZM43 90V89H42ZM18 91V90H17ZM20 91V92H19ZM18 91V93H21L22 91L21 90H19ZM15 94V93H14ZM16 95H20V94H17V92H16ZM31 95L32 96H34V91H32V93H31ZM1 96H3V95H1ZM7 98V97H6ZM5 98V99H6ZM7 101V100H6ZM58 101V102H57ZM2 102V101H1ZM0 106H2V103H1V105ZM77 107V108H76ZM80 109V110H79ZM94 109V110H93ZM59 110V111H58ZM71 110V111H70ZM77 110V111H76ZM88 110H89V112H88ZM63 111V112H64ZM75 111H76V113H75ZM83 111H85V112H83ZM91 111L93 112L92 114H94L93 116H90V114H91ZM95 111V112H94ZM58 112V113H57ZM62 112V111H61ZM62 112V113H63ZM71 112V113H70ZM83 113V114H81V113ZM99 112V113H98ZM68 113H70V114H68ZM89 114V115H87V114ZM0 114H1V111H0ZM98 114V115H97ZM52 115V114H51ZM63 115H64V113H63ZM97 115V116H96ZM96 116V117H95ZM102 116V117H101ZM89 119V117H90V119H92L91 117H93V119H94V117L95 118H97L96 120L94 119V120H88L87 118ZM84 118H85V120H84ZM86 119H87V121H86ZM81 120H84V121H81ZM4 122H6V123H4ZM23 124H22V123ZM51 122V123H50ZM108 122V123H107ZM120 122H122L123 124L124 123H126V124H124V125H126L125 127H124V125L123 124H121ZM136 122L137 121H135V124H136ZM150 123L151 125L149 126L147 123ZM2 123V124H1ZM28 123L30 124V125H28ZM46 123H47V127H46ZM94 125H93V124ZM112 123H113V125H112ZM34 126H33V125ZM38 124H39V126H38ZM41 124V125H40ZM44 124V125H43ZM49 124H51V125H49ZM135 124H134V126L132 125L131 126V131H133V129H134V127H136L135 126ZM136 125H138L136 128L137 129H139L140 127V125H139V121H138V124H136ZM2 126H1V128H2ZM23 126V127H22ZM51 126V127H50ZM71 126H72V128H71ZM91 126V127H90ZM121 126V127H120ZM41 127H42V130L43 131H40L39 129H41ZM43 127H45L44 129H43ZM111 127V128H110ZM125 129H124V128ZM9 128V129H8ZM30 128V129H29ZM32 128H35V131H34V129H32ZM70 128H71V130H70ZM86 128V129H85ZM90 130H89V129ZM144 128V129H145ZM24 129V130H23ZM45 129H46V131H45ZM51 129H52V131H51ZM116 129H118V130H116ZM1 130V129H0ZM15 130V131H14ZM28 130H30V131H28ZM33 130V131H32ZM55 130V131H54ZM59 130V131H58ZM70 130V131H69ZM129 130H130V127H129ZM5 133H4V132ZM13 131V132H12ZM26 131V133L28 134H26V136H28L27 138V140H25L26 139V136H25V132ZM52 132V135H51V132ZM111 131H112V133H111ZM130 131V132H131ZM11 132V133H10ZM35 132V133H34ZM42 132V133H41ZM46 132V133H45ZM48 132V133H47ZM56 132V133H55ZM67 132V133H66ZM126 132H129V131H127L126 130ZM133 132H135V131H133ZM13 133V134H12ZM94 133V134H93ZM119 133V134H120ZM5 134V135H4ZM23 134V135H22ZM45 134H47V135H51L50 136V138L47 136V135H45ZM71 135L72 136V138H71V136H68V135ZM121 135V134H120ZM134 135H136V133H134ZM133 135V137L135 138V136ZM18 136V137H17ZM24 136V137H23ZM125 136H126V133H125ZM143 136V137H142ZM151 138H150V137ZM21 137H22V139H21ZM122 137L124 138V139H122ZM142 137V138H141ZM149 137V138H148ZM16 138V139H15ZM25 138V139H24ZM30 138H31V140H30ZM118 138H119V140H118ZM132 138V136L130 137V139ZM139 138L141 139L140 141H139ZM126 139V140H127ZM152 139H153V141H152ZM18 141V142H16V141ZM20 140H21V146L19 145V143H20ZM24 140V141H23ZM48 140V142L46 143V141ZM120 140H122V142L120 141ZM27 141V144L29 145L28 147H27V145H26V142ZM70 141V142H69ZM76 141V142H75ZM33 142V143H32ZM35 142H36V146L35 145H33V144H35ZM140 142V143H139ZM155 142V141H154ZM153 142V144L152 145H150L149 143V146H150V150H151V147H153L154 148V146L155 145H157V147H159L158 146V144H161V147H160V149L162 148V143H164V142H161V143H158L157 141L154 143ZM24 143V144H23ZM75 143V144H74ZM120 143V144H119ZM16 144H18V145H16ZM75 145V146H72V145ZM115 144H116V147L119 145V146H121V148L120 149H118V147H117V149H115V147H113V146H115ZM118 144V145H117ZM127 145L126 147H128L127 149H126V147H125V149H126V151H125V149H124V146L125 145ZM138 144H136V145H138ZM155 144V145H154ZM25 145V146H24ZM154 145V146H153ZM24 146V147H23ZM34 146V147H33ZM143 146V145H142ZM142 146H141V148H142ZM149 146L147 145V147L146 148H149ZM168 146V145H167ZM28 149H27V148ZM32 147V148H31ZM6 148V149H5ZM20 148H22V149H20ZM31 148V149H30ZM33 148H35V149H33ZM80 148V149H79ZM96 148V149H95ZM152 148V149H153ZM163 148H164V146H163ZM168 148V147H167ZM167 148H165L166 149V151H167ZM20 149V150H19ZM24 149H27V150H24ZM30 149V150H29ZM68 149H66V150H68ZM94 149V150H93ZM115 149V151L113 152V150ZM122 149V150H121ZM130 149V150H129ZM134 149V148H133ZM155 149H159V148H154L153 149V151L152 152H154L155 153ZM160 149L159 150H157L156 151V153L155 154H150V155H147V156H149V157H151L152 158V160L149 158V157H147L144 153H146V152H144L143 153V156L145 157V159L147 160V163L149 164V168H152L153 166H152V163L150 164V161H153V164H154V161H155V164H154V167H158V169H159V167H161L160 169H159V171H157L158 169H156V173H158V172H160V170L161 169H163V167H166L167 168V165H168V161H169V159H170V156L168 155V153L167 154H162V153H165V151H161L162 153H160ZM15 150H16V153H15ZM19 150V151H18ZM31 150H33V151H31ZM119 150H120V152H119ZM142 150H144V146H143V149ZM140 151V150H138V154L140 153V152H143V151ZM13 151V152H12ZM27 151V152H26ZM38 151V152H37ZM88 151V152H87ZM117 151L119 152L118 154H117ZM130 151V152H129ZM145 151H147V149H145ZM149 151V150H148ZM159 151V152H158ZM6 152H8V153H6ZM13 153V158H12V156H10V155H12V153ZM17 152H19V153H17ZM22 152V153H21ZM66 152H68V151H66ZM109 152H112V153H109ZM126 152V153H125ZM150 152V151H149ZM149 152H147V153H149ZM168 152V151H167ZM21 153V155H19ZM26 153H27V155H26ZM115 153V154H114ZM126 155H125V154ZM6 154V155H5ZM23 154V155H22ZM81 154V155H80ZM127 156V158L124 156ZM136 153H134V155H135ZM137 154V155H138ZM5 155V156H4ZM26 155V156H25ZM52 155V156H51ZM109 155H111L113 158H112V160H110L109 159ZM128 155H130V157L128 156ZM10 156V157H9ZM121 156V157H120ZM123 156V157H122ZM131 156H132V159L133 160H128V161H130V162H128L127 161V159H128V157L129 158H131ZM143 156H142V154H140V158L141 159H143ZM27 158V159H25V158ZM116 157H117V159H118V161H117V159H116ZM138 157V158H139ZM7 158V159H6ZM12 158V159H11ZM95 160V162H94V160ZM125 160V161H123V159ZM183 158H185V157H183ZM204 159H206V160H214V158L216 159L217 157H215L214 156V158H213V156H205V157H203ZM2 159V158H1ZM0 159V161H2ZM36 159V160H35ZM63 158L61 157V162L63 161L62 160ZM109 159V160H108ZM115 159V160H114ZM120 159H122V160H120ZM135 159V160H134ZM68 159H64V161L65 162H63L64 163V165H65V163H66V161H67ZM138 160V159H137ZM145 160V161H146ZM48 161V162H47ZM68 161V162H69ZM110 161V162H109ZM120 161H122V162H120ZM135 161V162H134ZM139 161H140V159H139ZM138 161V164L139 163H141L142 161H140L139 162ZM9 162V161H8ZM27 162H29V163H27ZM32 162H34V163H32ZM105 162V166L103 167V163ZM106 162H109V165H108V163H106ZM112 162V163H111ZM116 162H118L117 164H116ZM131 163L130 165L128 164V163ZM133 162H134V164H133ZM51 163V164H50ZM213 163V162H212ZM8 164V166L11 164L12 165V163H7ZM29 164V165H28ZM66 164H68L69 165V163H66ZM78 164V165H77ZM133 164V165H132ZM137 164V163H136ZM135 164V165H136ZM137 164V165H138ZM145 164H146V162H145ZM144 164V165H145ZM148 164L146 165L147 166V168H148ZM10 165V166H11ZM26 165H27V167H26ZM31 165H33L32 166V169H31ZM125 165V166H124ZM142 165H143V163H142ZM142 165L140 166V164H139V169L142 167ZM150 165H151V167H150ZM164 165V166H163ZM9 166V167H10ZM42 166V167H41ZM49 166V167H48ZM70 166V165H69ZM128 166H130V168L128 167ZM132 166H133V168H134V170H132L133 168H132ZM55 167V168H54ZM66 167V166H65ZM100 168L99 169V171H100V174H101V172L103 171V173L104 174H101V175H99V172H98V170L96 169V168ZM102 167H103V169H102ZM122 167V168H121ZM153 167V168H154ZM213 167H214V164L212 165V166H209L208 168H211L212 170H213ZM30 168V169H29ZM46 168V169H45ZM67 168V167H66ZM68 168H71V166L70 167H68ZM83 168V167H82ZM88 170H87V169ZM147 168L146 169H144L145 171L147 170ZM152 168V169H153ZM214 168H216V167H214ZM35 170V174L36 175H34V170ZM43 169V171H41ZM89 169H91V172H90V170ZM105 169V170H106ZM142 169H143V167H142ZM155 169V168H154ZM152 170L153 172L155 171V170ZM94 170H96L95 172H94ZM141 170V169H140ZM149 170V169H148ZM148 170H147V173H149V175H152V177L151 178H149L148 179V182L149 181H152V180H150V179H152V178H155L156 177V173L155 174H153L152 173V171H151V173L152 174H150V171L148 172ZM90 172V173H92V171L94 172V173H92L91 174V176H90V173H88V172ZM121 171V172H120ZM133 171V172H132ZM142 171V170H141ZM203 171H206V170H203ZM202 171V175L201 174H199L200 175V182H202V188H205V187H207L208 186V184H207V178L208 177H210V176H212V177H214L216 174H218V172L217 171H210L209 172V170H207L206 172H203ZM14 172V171H13ZM22 172V171H21ZM47 172V173H46ZM52 172V173H51ZM124 172V173H123ZM132 172V173H131ZM46 173V174H45ZM97 173V174H96ZM120 175H119V174ZM127 173V174H126ZM128 173H130V174H128ZM140 173V172H139ZM142 173V172H141ZM146 172H144L143 171V175L144 176H146L147 174H145ZM211 173H213V174H211ZM214 173H216V174H214ZM26 174H28V175H26ZM32 174V175H31ZM44 174V175H43ZM78 174V173H77ZM134 174H135V176H134ZM208 174V175H207ZM38 175V176H37ZM55 176L56 175H58V173H57V171H56V173L54 174ZM75 175H76V173H75ZM75 175L73 176V175H71L69 178L71 179V180H73L72 179V177L73 178H75ZM79 175V174H78ZM81 175V174H80ZM79 175V176H80ZM107 175V176H106ZM118 175H119V177H118ZM125 175H126V177H125ZM129 175H131V176H129ZM141 175V174H140ZM142 175V176H143ZM155 175V176H154ZM26 176V177H25ZM34 176V178H32ZM37 176V178H39V179H37L36 178V181H35V177ZM61 175H58V179H62L61 177H60ZM82 176V175H81ZM81 176H80V178H81ZM148 176V175H147ZM146 176V177H147ZM50 177V178H49ZM84 177H85V175H84ZM84 177H82V180H83V178ZM113 177V178H114ZM123 177H125V180H124V178ZM129 177V178H128ZM131 177H136L135 179H137V180H135V179H133V178H131ZM146 177H144V178H146ZM205 179H204V178ZM207 177V178H206ZM17 178H20V179H23V178H21V177H17ZM109 178H111L110 176H109ZM119 178V179H118ZM123 178V179H122ZM131 178V179H130ZM148 178V177H147ZM25 179L23 180V181H25ZM115 179V178H114ZM126 179H129L130 180V182H129V180H126ZM201 179H202V181H201ZM39 180H41L40 182H39ZM57 180V178L55 179V181ZM71 180L68 182V183H70L71 182ZM81 180V181H82ZM111 180H113L112 178H111ZM206 180V181H205ZM77 181V180H76ZM75 181V182H76ZM115 181V180H114ZM123 181V182H122ZM124 181H125V183H124ZM128 181V182H127ZM144 181V180H143ZM155 180L153 179V181L152 182H149V183H147V182H144V183H146V184H150V183H153ZM44 181L42 182V183H45ZM52 182V181H51ZM75 182L73 183V181H72V183L73 184H75ZM80 182V181H79ZM83 183H84V180L82 181ZM118 182H112V183H110V184H116V183H118ZM0 183H2L3 184V182H0ZM27 183V182H26ZM105 183V184H104ZM122 183H124V184H122ZM77 184V183H76ZM82 184V183H81ZM4 186H5V184H3ZM2 185V186H3ZM1 186V185H0ZM3 186V187H4ZM2 188L0 187V191L2 192V190H1ZM4 190H5V188H4ZM3 190V191H4ZM4 193V192H3ZM230 194H234V193H232V191H230L229 192ZM228 193V194H229ZM2 199V200H1ZM4 200V198H1L0 197V201H2V203L4 202L3 201ZM9 201V200H8ZM12 201V200H11ZM10 201V202H11ZM14 201V200H13ZM12 201V202H13ZM17 201H19V199L17 200ZM16 201V199H15V202H11V203H9V202H7V203H9V204H7V206L5 205V203L2 205V203H0L1 204V206H0V224H3L4 222V224L1 226L0 225V237L2 238L3 236H4V232L2 231V230H4V229H2V227H5V224H6V222H8L9 221V223H14V221H16V220H18L19 219V221L20 222H22L23 221V226H21V225H19V229L21 230H19L20 232H23L24 231V229H25V231H29L28 232V235H34L33 237L32 236H30V237H32V240H37L38 239V237H37V239H36V232L37 233H39L42 229H39L38 228V223H39V219H38V216H41V213H42V211L43 210H41V212H40V208H38V209H36L37 208V206H35V207H32V205H31V209H30V211L28 212V209H29V207L28 206H26V205H29V204H27V203H31V204H33V201H32V199H30V200H26V199H24L23 198V200L20 202L19 201V208L20 209H18L20 212H21V216L23 217V214H28L27 216H29L30 218H31V213L30 212H32L33 213V219H31V220H35V222H34V224L36 223V225H35V227H36V229H39V230H37L36 232L35 231H33L32 232V230L33 229H35V228H33V227H31V226H33L34 224H32L31 225V223H33L32 221H30V223L29 222H27L26 224H25V222H24V220H27L25 217H24V219L23 218H18L19 216H16V214H15V212L17 213V209L14 211V207H16L18 204L16 203L17 202ZM23 201H25V202H23ZM35 202V201H34ZM17 205H16V204ZM36 203V202H35ZM34 203V205H36ZM13 204V206H11ZM21 204H24L23 205V207L21 208L20 207V205ZM26 204V205H25ZM6 206L7 208H12L13 207V210H11L10 211V214H12V215H10V214H8L9 213V210L7 209H5L6 207H2V206ZM16 205V206H15ZM60 205H62L61 206V208H60V206H59V204H58V206L57 207H59V208H54V212H55V210L56 209H59L60 210V213H63V215H64V217L63 218H65V219H67L69 216H70V218L68 219V220H63L64 222L65 221H67V222H69V220L70 219H74V218H72V216H71V213H72V211H71V213L69 212V211H67L66 209H64L65 207H64V204H60ZM24 206H26V207H24ZM66 206H70V205H67L66 204ZM17 207V208H18ZM46 207H49V205H46ZM75 207V206H74ZM27 209V212L26 213H23L24 212V210H22L21 211V209ZM68 208V207H67ZM70 208H72V206L70 207ZM37 211H36V210ZM47 209V208H46ZM46 209H44L45 210V212L47 211ZM76 209V208H75ZM8 213H7V212ZM14 211V212H13ZM34 211V212H33ZM74 211L76 212L77 210H74L73 209V213H74ZM247 211V210H246ZM246 211H244V208H242L241 206H240V203L237 201V197H235V196H233L232 195V203L230 204V207L226 210V212L227 213H230L229 215H225V216H223L222 218L220 217L219 219H212V220H208V218L205 220V218H203L204 220H201V219H199L198 218V220L196 221V223H197V229L196 230H200L201 232H205L206 231V233H208L209 231L210 232H212V233H217L218 235L217 236H222V235H224V236H227V238L228 239H230V240H233L234 241V243L235 244H237V246H238V248H235V247H232V248H230L229 250H227V251H218V253L217 252H215V251H212L211 250V248H208V247H205L204 248V245H203V247H201V246H196V245H194L195 243H188V242H186L184 239L183 240H181V239H177L176 241H175V238L173 239L171 236H170V233L167 231L168 229L167 228H164V230H163V227H157V230H154L153 232H152V237L149 235V234H146L145 236H142V241H143V238H145V240H147L148 241V247H146L145 249H147L146 251H143V253H144V255H146V256H149V262L151 263V264H264L263 263V261H258L256 258H255V255H254V253H251V251L248 253V251L247 250H239V247L241 246V248L243 247H246V249L247 248H249L248 250H251V248H250V246H251V244L254 242V241H256V239H261L262 240V235L260 236V234L258 233V234H255V232H260L261 230H259L258 231V229L256 228V224H254L255 223V219H254V217L252 216V215H250V214H246ZM78 212V211H77ZM76 212V213H77ZM84 211H82V213H83ZM232 212V213H231ZM7 213V215L5 216L4 214H6ZM14 213V214H13ZM35 213H38V216H36V214ZM43 213H44V211H43ZM42 213V214H43ZM58 212L56 211L55 212V214L53 213V208L51 209V214L53 215H55L56 216V214H57ZM59 213V214H60ZM82 213L80 212L78 215H82ZM2 214V215H1ZM84 214H87V215H82V217L81 218H79V219H81V221L83 220V221H85L84 219H82L83 218V216L85 217H87L88 216V214L90 215V216H88V217H90L91 218V216H92V214H91V212L89 213V212H85ZM4 215V216H3ZM19 215V214H18ZM62 214H60L59 215V217L61 218L62 216H63ZM73 215H75V214H73ZM9 216V217H8ZM25 216V215H24ZM221 216V215H220ZM5 218V220H4V218ZM10 217H13L14 219H16V220H14L13 218H10ZM43 217H44V215H43ZM43 217H41V218H43ZM59 217H57V219H59ZM77 217V216H76ZM78 217H80V216H78ZM85 217V218H86ZM93 217H94V219H93ZM93 217H92V221L90 222V220L91 219H88L89 220V222L90 223H94L93 225L92 224H89V222H88V220L86 219V221L88 222H84L86 225H88V226H86L84 223H83V221H82V225H81V228H84V225L86 226V228H92L93 226H95V224H96V222H98V221H94V220H96L95 219V217H96V215L94 216L93 215ZM30 218L28 219V221L30 220ZM56 218V217H55ZM62 218V219H63ZM23 219V220H22ZM61 219V220H62ZM3 220V221H2ZM8 220V221H7ZM14 220V221H13ZM36 220H38V222H36ZM54 220H56V219H54ZM61 220L59 221V222H61ZM78 220V219H77ZM97 220H99V219H97ZM76 221V220H75ZM74 221V222H75ZM121 221V220H120ZM56 222H58V220L56 221ZM55 222V223H56ZM67 222L64 224L63 222L62 223H60V225H62L63 227L65 226V225H67V227L69 228L70 226H75V224L76 223H73V221H70L68 224H67ZM118 222V221H117ZM116 222V220H115V222L113 221V223L115 224V223H117ZM165 222H168V223H173V222H175L174 220H172V221H170V219H168V220H165ZM176 222H177V224H179V223H188L189 221H185V220H176ZM195 222V221H194ZM22 224V223H19V222H15L14 224L15 225H17V224ZM28 223H29V226H28ZM113 223H111L112 225H114ZM189 223H192V222H189ZM198 223H199V225H198ZM14 224H12L11 226H8L9 228L8 229H10V227L12 228V230L10 229V234H9V236H7L8 238H9V240H10V244L14 247H10V245H9V250H12V252H13V249H14V252L17 254H22L23 253V251H24V249H25V251H24V253L26 252V248H24L25 247V245L26 244H29V243H31V242H28L27 243V239L25 238V235H23V234H21L18 230H15L16 228H17V226H16V228H14L15 227V225ZM72 224V225H71ZM74 224V225H73ZM79 224H81V223H79V221H78V223L76 224V225H79ZM97 224H99V223H97ZM96 224V225H97ZM101 224V223H100ZM109 224V223H108ZM108 224H107V226H104V225H101L100 226V228H99V230L102 228H107L108 227ZM13 225H14V227H13ZM92 225V226H91ZM106 225V224H105ZM116 225V224H115ZM118 225L120 226V223H118ZM117 225V226H118ZM215 225V226H214ZM21 226V227H20ZM26 228H25V227ZM56 226H57V224H56ZM59 226V225H58ZM97 226H99V225H97ZM104 226V227H103ZM118 226V227H119ZM224 226V227H223ZM254 226V227H253ZM30 227V228H29ZM61 227V226H60ZM67 227H65V229H67L68 231H70V232H72V233H68V231L66 232L65 230H60L58 233L55 231V228H53L54 229V233H57V234H61L62 232H64L65 231V233H63V234H68V235H71V236H66V237H69V239L70 238H72L71 239V241L70 242H75V241H77V242H79L78 241V239H76L79 235H78V232H79V230H81L82 231V229L79 227V230H77V227H75L76 229H71V230H69ZM113 227V226H112ZM116 226H114L113 228H115ZM117 227V228H118ZM212 227V228H211ZM13 228H14V230H13ZM24 228V229H23ZM29 229V230H26V229ZM59 227H57V229H58ZM97 227H95V229H96ZM109 228V232H111L112 231V228H111V225H110V227H108ZM108 228L105 230L106 232H108L107 230H108ZM111 228V229H110ZM116 228V229H117ZM18 229V228H17ZM56 229V230H57ZM101 229V230H102ZM116 229H113V231H112V233L114 232L115 234H116V232L118 231V230H120V229H118V230H116ZM74 230V231H73ZM75 230H76V232H75ZM104 230V229H103ZM102 230V233H104V231ZM16 231H18V232H16ZM24 231V232H25ZM35 232V233H34ZM98 232H100V231H98ZM105 232V233H106ZM30 233V234H29ZM43 233H44V235H45V232L44 231H42V233L40 232L39 234H41V236H39V238H40V240H41V242L43 243H45V237H44V235H43ZM80 233V232H79ZM101 233V232H100ZM104 233V234H105ZM114 233L111 235V236H109L110 238H111V241L113 242V244L115 245L116 243H114V240L116 241H118V239H119V233H121V232H119L118 234H116V236H114ZM215 233V234H216ZM39 234H37V236L39 235ZM75 234H77V237H76V235ZM95 235H97L96 237H97V239H98V236L100 235L99 233H94ZM104 234H102L103 236H104ZM107 234V233H106ZM105 234V237H101V235H100V238H106V239H104V240H108V238L109 237H106L107 235ZM11 235H13V236H11ZM62 235V234H61ZM73 235L75 236L74 238L76 239H74L73 238ZM108 235H110V233H108ZM121 235V234H120ZM166 235V236H165ZM27 236V235H26ZM63 237H65L64 235H62ZM61 236V237H62ZM112 236H114L113 238H112ZM118 236V239H115L116 237ZM28 237V236H27ZM29 237V238H30ZM34 237H35V239H34ZM44 237V238H43ZM58 237H59V235H58ZM121 237H123V234L120 236V239H121ZM169 237H171V238H169ZM252 237H254V239L252 240L251 238ZM14 238H15V240H14ZM43 238V239H42ZM54 238H56V237H54ZM168 238V239H167ZM18 239H20V240H18ZM21 239L22 240H27V241H24L23 243L25 244V245H21V243H22V241H21ZM68 238H65V240L66 241H68L67 240ZM103 239H101L100 241H102ZM119 239V240H120ZM158 239V240H157ZM47 240V239H46ZM103 240V243H101V244H104V241ZM123 240V241H122ZM152 240H153V242H155V243H153L152 242ZM179 240V241H178ZM252 240V241H251ZM20 242V246L18 245L19 244V242ZM29 241H31V238L29 239ZM33 241V244L31 243L30 245V250H29V248H27V250H28V252L27 253H29V254H27L26 256L24 255H15V253L13 252L12 254L10 253V255H9V258L11 259V257L10 256H12V255H15V256H17V258L18 257H21V258H19V260L18 261H15L16 260V258H14L13 256H12V259H13V263H15L16 264V262H17V264H24V262L26 261H28L29 260V262L28 263H26V264H30V261H31V264H33V256H35L34 255V253H36L37 251H38V249H39V247L42 245L40 242L38 243L37 242V246H36V241L34 242ZM39 241V240H38ZM55 241V243H54V245H53V248L52 249H54L55 251H59V245H58V243H57V241L56 240H54ZM98 241H99V239H98ZM109 242H110V239L108 240ZM116 241V242H117ZM1 243H0V251H2V250H4L6 247L5 246H2V244H4L3 242H5V241H0ZM12 242H13V244H12ZM18 242V243H17ZM73 242V243H74ZM120 242L122 243V244H124V237H123V239H121L120 240ZM164 242V243H163ZM170 242V243H169ZM186 242V243H185ZM251 242V243H250ZM22 243V244H23ZM43 243V244H44ZM48 243V242H47ZM145 243H146V241H145ZM150 243V244H149ZM158 243V244H157ZM38 244L40 245V246H38ZM78 244V243H77ZM80 244V243H79ZM109 244V245H108ZM105 243V245H108L109 246V248L111 247V249H109V250H112L113 249V247L115 248V249H117V247L116 246H118L119 244L117 243V245H113V246H111L110 245V243ZM153 244V245H152ZM244 244V245H243ZM75 245L76 244H74V246L71 244L70 245V247L72 248V249H74L75 248ZM7 246V245H6ZM22 246H23V248H22ZM28 245H26V247H27ZM33 246V247H32ZM42 246H45V244L44 245H42ZM47 246H48V244H47ZM120 246H122L121 244H120ZM118 247V248H121V247ZM157 246V247H156ZM174 246V247H173ZM180 246V247H179ZM1 247H2V250H1ZM78 247V246H77ZM77 247H76V249H77ZM84 246H82V248H83ZM123 247H124V245L122 246V249L121 250H123ZM172 247V248H171ZM8 248V247H7ZM12 248V249H11ZM33 248V251L31 250ZM36 250H35V249ZM69 248V247H68ZM70 248V249H71ZM166 248H169L170 250H172V251H170L169 249H167L166 250ZM20 249V250H19ZM69 249V250H70ZM70 250V252L71 251H75V249L74 250ZM78 249H80V248H78ZM77 249V250H78ZM23 250V251H22ZM69 250H68V253H69ZM76 250V251H77ZM121 250L119 249L116 253H118L119 254V252H121ZM157 250V251H156ZM159 250H161L160 252H159ZM162 250L165 252H162ZM204 250V251H203ZM207 250V251H206ZM18 251V252H17ZM41 251V250H40ZM75 251V253H77ZM81 251V250H80ZM80 251H78V253L80 252ZM115 250H113L112 252H114ZM178 251V252H177ZM182 251V252H181ZM9 252H11V251H9ZM22 252V253H21ZM156 252V253H155ZM169 252V253H168ZM176 252V253H175ZM40 253L41 252H37V254H38V256H40ZM78 253H77V255H78ZM82 253H83V255L85 256V252L82 250ZM111 252H109L108 251V253H107V251H106V253H105V255L106 254H110ZM178 253V254H177ZM216 253V254H215ZM26 254V253H25ZM113 254H115V253H113ZM122 254V253H121ZM121 254L120 255H118V256H121ZM160 254V255H159ZM169 254V255H168ZM177 254V255H176ZM215 254V255H214ZM42 255V254H41ZM69 255V254H68ZM70 255L72 256V260H74V256L70 253ZM76 255V254H75ZM157 255H159V256H157ZM248 255V256H247ZM251 255V256H250ZM116 256H117V254H116ZM23 257H25V259L26 258H28V259H22ZM42 257V256H41ZM69 257V256H68ZM77 256H75V258H76ZM78 257H81V256H79L78 255ZM77 257V261H79V258ZM106 257V256H105ZM107 257H108V259H111V260H109L108 261V263L110 262V264H114V263H112L113 261H115L116 260V262H118V263H122V261H121V257H116V258H114V256L112 255V253H111V255L110 256H108L107 255ZM110 257V258H109ZM113 257V258H112ZM152 257V258H151ZM155 257V258H154ZM30 258V259H29ZM121 258V259H120ZM158 258V259H157ZM71 259V258H70ZM70 259L68 260L69 262H70ZM81 259V258H80ZM118 259H119V261H118ZM152 259H153V261H152ZM156 261H155V260ZM253 259V260H252ZM113 260V261H112ZM255 260H257V261H255ZM6 261H8L9 262V259H7ZM6 261H4L3 263H5V264H7L8 262H6ZM76 261V260H75ZM81 261V260H80ZM79 261V262H80ZM82 261H83V259H82ZM64 262V261H63ZM83 262H85V261H83ZM82 262V263H83ZM3 263H1V264H3ZM9 263H12L11 261L9 262ZM64 263H66L67 264V261H65ZM63 263V264H64ZM71 264H72V262H70ZM76 264H77V262H75ZM81 263V264H82ZM120 263V264H121ZM73 264H74V262H73ZM84 264H86V263H84ZM92 264V263H91ZM104 264H106V263H104ZM116 264V263H115Z\"/></svg>", "mask_w": 264, "mask_h": 264}]
</instances>
